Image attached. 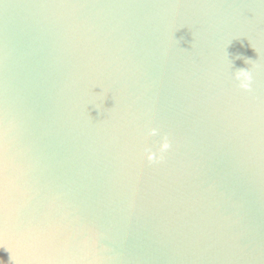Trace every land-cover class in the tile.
I'll return each mask as SVG.
<instances>
[{
	"label": "water",
	"instance_id": "obj_1",
	"mask_svg": "<svg viewBox=\"0 0 264 264\" xmlns=\"http://www.w3.org/2000/svg\"><path fill=\"white\" fill-rule=\"evenodd\" d=\"M0 264H264V0H0Z\"/></svg>",
	"mask_w": 264,
	"mask_h": 264
},
{
	"label": "clouds",
	"instance_id": "obj_2",
	"mask_svg": "<svg viewBox=\"0 0 264 264\" xmlns=\"http://www.w3.org/2000/svg\"><path fill=\"white\" fill-rule=\"evenodd\" d=\"M235 80L238 82L239 88L243 90H250L252 84V74L249 69L241 68L234 73ZM146 135L156 136L158 135V129L149 128ZM170 145L166 137H162L157 151L148 150L146 153L147 159L149 161H154L162 158L164 152L169 149Z\"/></svg>",
	"mask_w": 264,
	"mask_h": 264
}]
</instances>
